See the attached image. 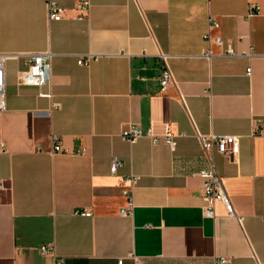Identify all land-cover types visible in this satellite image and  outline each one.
<instances>
[{
	"label": "crops",
	"instance_id": "obj_1",
	"mask_svg": "<svg viewBox=\"0 0 264 264\" xmlns=\"http://www.w3.org/2000/svg\"><path fill=\"white\" fill-rule=\"evenodd\" d=\"M47 1L0 0V54L12 55L0 112V264H264V0H90L88 10L53 0L61 20ZM212 16L220 26L210 34L236 56L205 40ZM43 52L53 55L43 87L52 99L18 83L27 55ZM161 53L178 85L165 94ZM131 124L143 131L134 144L122 137ZM211 134L238 136L237 155L215 146L206 156L199 135ZM113 158L123 162L116 174ZM212 166L234 216L221 202L215 218L203 214L199 172ZM130 175L140 180L124 217Z\"/></svg>",
	"mask_w": 264,
	"mask_h": 264
},
{
	"label": "built area",
	"instance_id": "obj_2",
	"mask_svg": "<svg viewBox=\"0 0 264 264\" xmlns=\"http://www.w3.org/2000/svg\"><path fill=\"white\" fill-rule=\"evenodd\" d=\"M49 17L52 20H61L64 17L65 9L60 7L55 1L48 0L47 1ZM81 8L83 10H88L90 8V0H81ZM257 6H252L250 9V15H254L257 11ZM219 22L212 16L209 19V30L205 35V40L209 43L214 42L219 46L225 47L224 56L233 57L236 56L237 53L233 47V44L229 40H224L221 36H212L210 34L211 30H216L219 28ZM248 56H253V53L250 52L247 54ZM163 60V67L159 76V82L161 86V93L165 94L170 87H178L177 81L173 74V71L170 67L169 59L171 56L167 54L161 53L160 55ZM207 58L212 56L211 51L207 50L204 55ZM12 57L9 54H0V112L6 110L7 101H6V71L5 64L8 58ZM29 57V65L28 68L24 71L19 72L18 74V83L20 85H31L39 88V96L45 98H53V93L51 91L45 92L43 91V87L50 84V69L53 55L50 52L43 53H35L27 55ZM93 57L87 56L85 58L79 59L80 65H88ZM251 69L247 70V73L250 75ZM183 99V97H182ZM264 134V130L260 131ZM153 140L154 143L159 142V138L152 135L151 132L147 133ZM143 136V131L140 128L139 124H131L127 128H125L122 132V137L134 144L137 140ZM177 135L173 134L171 131L165 136L164 141L169 145L171 150H175L177 145ZM203 150L205 155L210 157L214 147H217V150L226 155V156H235L239 151V137L238 136H227V135H208L203 136L199 135ZM55 152H61L63 150L62 144L57 138H54ZM123 166V162L118 158H113L110 166V171L112 174H116L118 170ZM199 176H201L205 181L203 185V206L202 211L205 217L215 218V207L217 202H221L227 213L231 216L235 215L234 207L223 187V184L212 166L207 170H202L199 172ZM140 180V176L130 175L124 179L125 186L123 187V196L126 199L125 206L122 207L120 213L124 217H132L134 214L135 202L133 191L134 188L137 187ZM5 190V184L1 183L0 185V201L1 194ZM84 216H91V212H83ZM41 253L44 255H48L55 250V245L48 244L43 245L40 248ZM122 261H119L121 264ZM57 264H63V260H59ZM216 264H229V260L227 258H218L216 260Z\"/></svg>",
	"mask_w": 264,
	"mask_h": 264
}]
</instances>
